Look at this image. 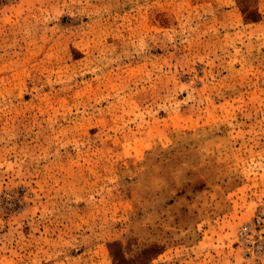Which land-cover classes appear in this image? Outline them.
Listing matches in <instances>:
<instances>
[{"label": "rangeland", "instance_id": "1", "mask_svg": "<svg viewBox=\"0 0 264 264\" xmlns=\"http://www.w3.org/2000/svg\"><path fill=\"white\" fill-rule=\"evenodd\" d=\"M0 264H264V0H0Z\"/></svg>", "mask_w": 264, "mask_h": 264}]
</instances>
